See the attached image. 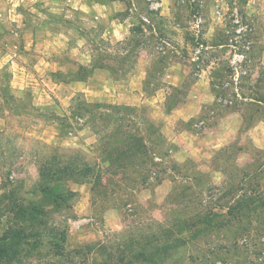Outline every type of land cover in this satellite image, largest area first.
<instances>
[{"label":"rangeland","instance_id":"1","mask_svg":"<svg viewBox=\"0 0 264 264\" xmlns=\"http://www.w3.org/2000/svg\"><path fill=\"white\" fill-rule=\"evenodd\" d=\"M108 1L0 0V264H100L99 244L117 264H264V149L245 136L264 119V0H122L100 20ZM112 16L132 18L117 28ZM202 75L215 105L174 122ZM232 110L244 117L233 139L183 160L174 131L202 135ZM131 137L145 154L109 159ZM54 156L102 185L65 178L58 191L75 196L53 207L37 185ZM18 203L50 218L15 245Z\"/></svg>","mask_w":264,"mask_h":264},{"label":"trees","instance_id":"2","mask_svg":"<svg viewBox=\"0 0 264 264\" xmlns=\"http://www.w3.org/2000/svg\"><path fill=\"white\" fill-rule=\"evenodd\" d=\"M129 139L130 141L128 145L122 148L124 153H122V151L121 153L115 154L116 156H114V152L109 153V159L116 161V158L120 157L121 154H126L127 157L132 158L133 156H137L138 152L140 151L142 154H145V145L143 144V142H141L140 138L131 137ZM112 166H114V162L110 164V167L106 169V172L110 173L111 175H115L116 171L112 169ZM87 167L86 169H81L78 165H75V162H65L57 156L51 157L50 159H45L41 162L39 166L40 182L37 185V189L42 192L46 197H49V199L52 201L53 207L59 208L61 204H68L71 198L75 196L74 191H67L66 194H63L58 191L59 187H61V185L66 181L65 178L70 177L71 179L75 180V182H92V180H95L93 183L94 189H97L100 185H102L101 175L90 167ZM243 202H246L245 204L247 205H255L257 202H260V200H254L253 198L248 197V199L243 200ZM13 211L16 212L15 220L18 222L19 228L15 229L14 233L10 236H7L6 239L11 242L16 241L15 245H17V240L19 238H27V235L24 230V226L26 223L30 222V226L32 227H42L38 229L46 230L49 227V211H46L40 204L30 203L25 206L23 204L18 203L14 206L12 212ZM49 230L51 233L49 237V244L53 248H56L58 250V253H56L58 256H63L66 259L70 260L71 255H73L72 251H67L65 250V248H63V244L66 240L65 232H59L57 227L49 228ZM132 244L133 241H130L128 247L130 248ZM61 245L63 246L61 247ZM99 246L101 250L105 251L104 260L100 264H117L115 261L114 254L111 252H107L106 246L101 244H99ZM91 250H94V246L87 245L86 254L92 252ZM78 253L81 254V252ZM126 256L127 255H125L124 252L119 258V261L124 262Z\"/></svg>","mask_w":264,"mask_h":264},{"label":"crops","instance_id":"3","mask_svg":"<svg viewBox=\"0 0 264 264\" xmlns=\"http://www.w3.org/2000/svg\"><path fill=\"white\" fill-rule=\"evenodd\" d=\"M166 1H160V4L164 5ZM124 3L122 0H111L103 2L102 14L96 16H107V14L115 15L120 12V4ZM142 15V14H140ZM117 16V15H116ZM116 16L108 17L112 18V22L115 27L120 28L129 23L131 16L123 19ZM104 19V18H103ZM177 86L175 83H171ZM216 97L214 90L208 84V81L204 79V75L193 85L189 94V98L181 106L174 109L169 117L173 118L174 122L185 121L188 122L193 119H200L203 115L205 108L214 106ZM218 121L219 125L216 128H207L202 135H198L194 130L184 128L182 130H175L172 140L178 147V153L182 155L183 160L187 158L186 154L195 153L198 150H204L207 153V157H212L215 150L223 146V144L231 141L242 127L244 117L239 110H232L224 114ZM245 136L249 139L250 143L256 148L264 149V119L247 128ZM180 161V159H179ZM162 186V185H161Z\"/></svg>","mask_w":264,"mask_h":264},{"label":"built area","instance_id":"4","mask_svg":"<svg viewBox=\"0 0 264 264\" xmlns=\"http://www.w3.org/2000/svg\"><path fill=\"white\" fill-rule=\"evenodd\" d=\"M193 1H195V0H193ZM201 21H202L201 17H198V19H197V26L200 25V22H201Z\"/></svg>","mask_w":264,"mask_h":264}]
</instances>
